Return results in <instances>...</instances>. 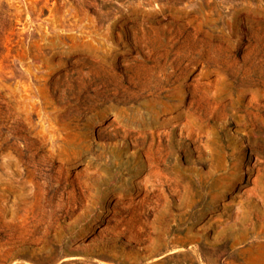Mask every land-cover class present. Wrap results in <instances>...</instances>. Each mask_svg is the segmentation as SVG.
Listing matches in <instances>:
<instances>
[{"label":"rangeland","instance_id":"374dc122","mask_svg":"<svg viewBox=\"0 0 264 264\" xmlns=\"http://www.w3.org/2000/svg\"><path fill=\"white\" fill-rule=\"evenodd\" d=\"M261 239L264 0H0V264H264Z\"/></svg>","mask_w":264,"mask_h":264},{"label":"bare ground","instance_id":"6f19581e","mask_svg":"<svg viewBox=\"0 0 264 264\" xmlns=\"http://www.w3.org/2000/svg\"><path fill=\"white\" fill-rule=\"evenodd\" d=\"M238 242H239V240H238ZM240 242H241V241H240ZM256 242H257L258 244H262V243H264V239H261V240L256 241ZM256 242H255V243H256ZM246 245H247V244H246ZM255 246H257V245H255ZM258 247H259V246H258ZM258 247H257V248H258ZM245 248H246V247H245ZM263 249H264V247H263ZM257 251H259V250H257ZM260 251H261V249H260ZM262 252H263V251H261V253H262ZM256 253H257V252H256ZM258 255H259V254H258ZM258 257H259V256H258ZM258 257H257V258H258ZM263 258H264V257H263ZM252 260H256V258H255V259H252ZM252 260H251V261H252ZM246 262H248V261H246ZM249 262H250V261H249ZM258 262H259V261H258ZM263 262H264V259H263ZM260 263H261V262H260Z\"/></svg>","mask_w":264,"mask_h":264}]
</instances>
